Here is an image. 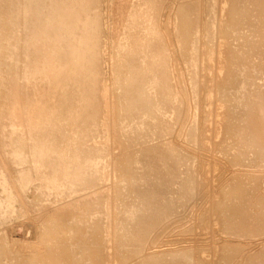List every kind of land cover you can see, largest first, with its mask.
<instances>
[{
  "label": "rangeland",
  "instance_id": "374dc122",
  "mask_svg": "<svg viewBox=\"0 0 264 264\" xmlns=\"http://www.w3.org/2000/svg\"><path fill=\"white\" fill-rule=\"evenodd\" d=\"M1 1V5H3L4 3L6 4H4L5 10L4 8H2L3 6L0 5V10L3 9L2 12L4 11V16L1 14L2 12L0 13V19L2 17L1 20H4V22L1 21L3 24L0 23V43L2 44H0V51L2 56L3 53L5 54L4 58L6 59L2 58V61H0V71H2V73L0 72V76H5L4 78L0 77V95H2L1 97H3L0 98V133L4 132L3 134L7 138L2 136L3 134H1L0 136V141L4 139L3 143H5L4 145H2L3 147L0 145V147H2L0 148V152L2 153L0 154V209L4 207L0 210V217H2L0 218V220L2 219V221H4L3 219H6V221H9H5L4 223L0 221V223L3 224H0V264L2 262V264H264V224L260 225V221L264 222V151L262 152L261 156H258V154H256L255 152V148L249 145L247 142L248 140H251L250 135H246L248 131L250 132V129H248L247 127H251L253 126V124H257L258 127L260 125L264 127V0H238L239 3L241 1V3H244V5L246 4L247 6H244L243 4L242 6L241 3L239 4L238 2V5L234 4V1L236 2L237 0H127L128 3L126 2V0H96V3H94V5L97 7H93L92 5L93 10L90 9L91 12L89 11V15L93 17L95 16L93 12H96V14H98L97 18L100 22V25L99 27H97L98 29L95 28L96 30L94 29V31L90 29V31L92 30L93 32L91 31L92 33H89L91 35L94 34L91 36L93 38L91 46L87 45L88 49L86 51L83 50L84 48L75 51L76 60L73 61L77 63H72L73 66L69 65L73 81H70L71 77H64L66 76V74H69V72H66L65 66L63 65L61 67H55V74L53 72L54 75H51L50 79L47 78L50 80L49 82H47L48 80L45 79L43 81H46V83H44L43 81L41 82L40 80V83L42 85H40L39 80H35L33 82L28 81L27 83L24 78L25 76H23L24 73H22L23 75H20L19 71L16 70L18 67V69H21V65H23L24 67V65L26 64V61L24 62V49L22 53L21 45L23 43L22 41H24L23 39H25V36L28 33V29L24 26V24H18V22L20 21H17L20 20L22 16L21 13H23L20 8V5L22 7L23 1ZM48 1L50 0H46V3H44L43 0L44 5H47V7L43 6V8L49 9L47 4ZM52 1L55 0H51V2ZM60 1L57 0V2L63 4V0ZM69 1L70 0H65V2L68 3ZM51 2H49L50 6L51 4L53 5V3H55ZM11 3V7L15 8H13L14 11L17 10L19 13L21 12L19 14L17 11H15L18 14H12L14 16L16 15V18L14 16H11V12L8 11H12L11 7H9ZM141 3L144 5V7ZM14 4H19V8ZM123 4L126 6V8H124L125 6ZM54 5L57 6L56 3ZM127 5L129 6V8ZM188 6L189 8L192 6V10L188 9ZM96 8L97 11L94 10ZM123 8L125 9V11ZM221 8L223 9L222 13ZM45 9L44 12L47 13V10ZM133 9L138 12V16H140L141 14L140 17H137L138 19L134 17L135 22L134 20L130 21V17L133 16ZM123 12H127L128 16L125 13L126 16L123 17ZM4 13H8L10 19H8L9 17L6 18V15L8 16V14L5 15ZM99 15H101V17ZM129 15L131 16L129 17ZM3 17H5V19H7L6 21L8 22L11 19L12 23L16 22L17 26L14 27L13 25V27L17 29V31L15 29H12V31L14 30L12 34L11 30H7V28L9 27L7 26L8 24ZM244 18L247 19H245L246 22ZM131 22H134V24H132L135 25L137 29H135V27H131ZM4 23L5 26L3 27ZM88 23L89 22H85L86 25ZM21 25L26 28V33L23 32L25 29L24 27L23 29H21ZM128 25L130 27H128ZM3 28L6 30H3ZM6 31L10 32L9 35L8 33H6ZM20 31H22L23 34ZM135 31L137 33L140 31L141 33L139 32L137 34ZM133 32L134 35L137 34L136 37L138 39L134 35L132 36ZM14 33L18 35L16 36L14 35ZM10 34L18 37V39L14 41L16 37H14L13 39V36L11 37ZM3 36H5L6 38H3ZM8 36L9 38H11L8 39ZM20 37H22V41L20 42L21 45H19L20 43H18L21 40ZM94 37L96 40L98 39L97 42ZM142 38L147 41L145 42V45L143 44L144 40ZM10 40L14 41H12V46H14L15 44L13 49L9 48V46L12 47V43L9 44V42H11ZM62 40H64V38H62ZM133 40L134 43L132 44ZM129 41H131L130 47H128ZM17 43L19 46L16 45ZM146 43L148 45V48L146 47ZM8 44L9 46H7ZM224 44L227 53L225 55L222 54ZM124 45H126L128 49ZM142 45H144V49H148H146V52L143 49ZM190 45L194 46L190 48ZM92 46L94 51L93 49H91ZM133 47L137 48V50L139 49L140 52L142 50V53H140V60L144 62H142L144 65L152 62L153 66L151 68H153V71L150 74H142V76L140 77L138 74V82L136 81L137 83H135L139 84L140 86L143 85L142 88L145 89L146 92H149L146 93L143 90L144 94L146 95H141L143 98H141L140 101L142 102H140L138 105L139 107H141H137L131 117L126 116L123 109L126 108V105H128L125 101L126 99L124 100V95L126 96L125 91L127 90L126 85L129 86L130 84L131 89L129 92H131V95L135 98H137V91L139 90L138 87L135 88V83L133 84L134 77L130 76V73L132 75V73H134L133 70L137 67V65L140 64V62L138 61L137 64L134 65V62L138 60H136V53H139V51L137 52L136 49L132 50L131 48ZM193 47L196 51V54H194L195 56L192 55L194 53V51L192 50ZM15 49H17L18 51ZM130 49L131 52H128L130 51ZM189 49H191V51H189ZM95 50H97L96 53ZM15 51H17L18 53ZM80 51L82 52L79 53ZM9 52H11L12 54L17 53V55L21 53L20 58L17 55L13 54L14 56H16V59L19 58L20 60H14L11 53L9 57ZM86 52L89 53L87 54ZM144 52L147 55H144ZM147 52L150 53V56H152L150 57L151 60H149L150 58H147V56H149ZM82 53L85 54L87 60L85 57H82L84 58H81L82 60L80 59V57L83 55ZM90 53L91 55H89ZM126 53L130 54L131 59ZM131 53H133V55L136 54V57L131 55ZM92 54L93 56H98L97 59L96 56L91 57ZM124 54L128 57L124 56ZM122 55L124 56L123 58ZM88 56H90L91 58ZM142 57L144 60H142ZM99 58L101 61L99 60ZM124 58H129L130 60H125ZM192 58H195V62ZM21 59H23L22 62H20ZM221 59L224 60V69L222 71L219 70L222 66ZM3 60H5L4 62L6 65L3 64ZM7 60H10L12 64ZM78 60H81L83 62H79ZM93 60L95 64L93 63L94 65H90L88 62H93ZM128 60L129 63L131 62V60H135L134 62H132V65H134V67L132 66L133 68L131 67V63L128 64L127 62H125V64L127 63L126 66L125 64H123L124 61ZM14 62H16L17 65ZM190 62L193 63L192 65L194 66H191ZM118 64H120L119 66L122 65V70H120L121 68L118 66ZM13 65L15 68H13ZM74 65L77 70H75V68H72L74 67ZM7 66L10 69H8ZM191 67L194 68L192 69ZM235 67H238L239 72L238 70L237 73L233 72V70L236 69ZM60 68L63 74L59 75ZM13 70L18 72H15ZM73 70L75 71V74H73ZM135 70H137V68ZM82 72L84 73L82 74ZM126 72H128L129 74ZM15 73L16 75L19 74L17 77V80L19 81L16 80V75H14ZM123 73H125V76ZM72 74L73 76L75 75L74 78ZM118 74H121V77L120 75L118 76ZM91 76L95 80L90 78ZM127 76H129L131 79H129V77ZM63 77L64 79H62ZM151 77L154 78L152 79ZM89 79H92L91 83L89 82ZM23 80L24 82L26 81L27 84L24 83ZM139 80H141L140 83L142 84L139 83ZM146 80L148 82L147 84ZM232 80L238 83L245 82L246 84L244 87H242L241 91L243 92L240 91L241 94L244 92L245 93L239 95V98H242H238L237 101L240 100L241 105L237 102V108H243L245 106L244 108H247L246 110H250V108H248L247 106L250 105L252 107V111L254 112L253 114H256L257 116V112H255L254 107H259L258 111L260 112L258 114L260 118L252 124L249 119L246 120V110L243 108L244 113L242 112V114V110L240 109L238 111L237 109V111L239 112L237 115L239 117H237V115L236 117L240 118L239 121L242 123L241 124L239 121L237 122V124L240 126L239 129L245 128V131L244 129L239 130V133L243 130V132L240 133L241 135H231L225 128H223L221 132H218L220 131L219 105L221 102V91L219 90H221L220 87L226 86V83H228V87L230 88ZM29 82L31 83L29 84ZM149 82L151 84L154 83V87ZM222 83L223 85L220 86ZM11 85H13L12 87H14L12 90L10 89ZM32 85L33 87L39 85L37 86L39 87V90L37 91V89L31 87ZM152 87L154 88L153 90ZM101 88H103L104 90ZM229 88L228 91L232 89V86L231 89ZM27 89L29 90V92H27ZM96 89H99L100 91H97ZM10 90L11 92H16L14 93L16 96L13 94V92H9ZM64 90H67L69 92L65 93L66 97L64 94L62 96V93L65 92ZM232 90L234 91V89ZM134 91H136L135 94L137 93V95L134 94L135 96L133 95ZM150 91H152L151 94ZM38 92L41 93L38 94ZM9 93H11V96ZM17 93H19L20 95ZM28 95L30 97H28ZM12 96L13 98L16 97L17 99L13 100ZM31 96H33L34 98H31ZM117 97H119V99ZM228 99L231 100L230 97ZM15 100H19V105L16 104L17 102L15 103ZM229 100L227 104H229ZM10 101L11 104L9 103ZM35 101H38V103H36ZM4 102H7V105H5ZM24 102L27 104L29 102L27 106L28 108H31L30 103L32 107L37 104L38 107L36 106L35 109H42V115L36 116V113L34 114L36 118L33 115L31 116V113L33 114V112L32 110L29 112L26 109L27 107L25 106ZM141 103L142 105H140ZM16 105L19 107V110H16V108H18ZM7 106H10L8 107V112ZM22 108L26 109L27 112ZM62 108H64V110ZM139 110V114L136 113ZM16 111L18 112V114L20 111H22V113L26 115H23L25 118H22L23 116H20L22 115L21 112L19 115L16 114ZM6 112L9 114H6ZM14 112L16 114L15 117H13L15 115ZM12 113L13 115H11ZM140 113H143L144 115H141ZM83 114L86 118L83 116ZM87 114L90 117H87ZM95 114L97 115L95 116ZM11 116L13 118H11ZM40 116H42L43 119ZM53 116L56 118H52ZM80 116L87 120H84ZM29 117H31L32 119L30 118V120ZM8 118L10 119L8 120ZM14 118L16 120H14ZM19 118L23 119L22 123L21 121H19ZM45 119H47L48 121ZM57 119L59 120L55 121ZM65 119L67 120L64 121ZM10 120H14L15 122L17 121L16 123H18L19 121L20 124H18L17 126L14 121L11 122ZM43 120L45 121V123H43ZM129 120H131V123L128 122ZM7 121H10L9 124ZM23 121L25 123L27 121V124L25 125ZM33 121L34 128L33 126L30 127V125H33ZM82 121L88 123L85 124ZM104 121L106 122L104 123ZM227 121L228 118L225 121L224 127ZM78 123H80L81 125ZM83 124L87 127H85ZM14 125L16 126L14 127ZM80 126L82 128H80ZM128 126H131L130 130H128ZM9 127L15 128L10 129V131L12 130L13 132L11 131L10 133L8 131ZM2 128L3 130H5L1 131ZM16 129H18L19 133ZM134 129H136L137 132ZM27 130L28 133H26ZM36 131H38V133ZM129 132L130 134H134V136L129 135ZM9 133H14L15 135L13 134L11 138L10 136H8L10 135ZM16 133L20 134V137L22 138H20ZM56 133L60 136L58 137ZM69 133H73L74 136L73 134H70L68 136ZM238 135L242 137L246 135L243 138L242 143L240 144ZM30 136L34 138H37L38 136L40 138L34 139ZM61 136L62 138H60ZM67 136L72 138H68ZM13 137H19L23 140H20L19 138H17L16 140V138L14 139ZM32 139L35 142L37 141V143L39 142V148L37 146V148H35L34 145H37V143H32ZM7 140L9 143L7 142ZM12 140L16 143L15 145H18L15 146L17 147V149L13 146L14 142ZM39 140L42 143H40ZM43 141L46 142L44 143ZM80 142L82 144H80ZM0 143L2 144V141ZM7 144H10L11 146ZM76 144L78 148H75ZM42 145L44 146L42 147L43 150L40 147ZM46 145L47 149L45 148ZM6 146L7 148H9V153H6L8 152ZM12 147L16 149L15 153H17V160L15 161L13 160L15 159L14 156H16L13 152V150L15 149L12 150ZM49 147L51 148L49 149ZM33 149L34 151H36L37 149L36 153L34 152L36 157H39L37 155H40L42 153L40 156L42 158L43 154H45L44 151L46 152L47 150L50 151V156L52 154L53 155L52 157L48 156L49 152L47 151L44 155L46 157L44 158L43 156V158L45 159V161H48L44 162V160H42L43 158H38V161L34 156V153L32 152ZM17 150H21V152L24 151L22 155L25 154V156L27 157L19 155ZM159 150L162 151L159 152ZM10 151L11 153L13 152V157H11L12 154L10 153ZM77 151H80V153H78ZM87 151L91 153L89 154ZM71 152H73L72 154H74V157L80 154V159L78 158V156L77 158L81 161V164L83 163L82 161L87 160L88 155L90 156L91 154H95V158L98 157L97 160L100 159L101 161L98 160L97 165L95 164L96 166L91 168L88 165L89 161L87 160L86 162H84L85 169H83L84 167H81L80 161L77 162L78 159L72 157V154H69ZM86 152L88 154H86ZM3 153L5 154L3 155ZM237 153H240V155L243 154V158H241L240 156L239 158L241 160L239 159V161L235 160L233 156L238 155ZM56 154L57 156H55ZM2 155H7V159ZM62 155L64 156L62 157ZM69 155H71L73 159H70ZM19 156H21L20 160H18ZM31 156L35 157L33 161V158L31 159ZM47 156L48 158H50L47 159ZM86 156L87 158H85ZM104 156L107 157L103 159ZM143 156H149L148 158L150 161L148 160V158L144 159ZM22 157H25L24 159L29 160L26 161ZM56 157H58L59 159L62 158L63 160L66 159L67 161L65 160L66 163L65 161H62V163H60L61 159L59 160L60 162H58V158L56 159ZM51 158L57 161L52 162ZM68 159H70V162ZM22 160H24V162ZM30 160L33 164L29 162ZM34 161L36 162L34 163ZM27 162H29L30 164H28ZM40 162H42V164H40ZM19 163H22L23 165H20ZM51 163L53 164V166L51 165ZM59 163L62 166L59 165ZM86 163L88 166L86 165ZM143 163L145 164L143 165ZM25 164H27L28 166ZM31 164L32 166L35 165L34 169ZM64 165H68L69 167H65ZM36 166H39L40 169L38 170V167L36 168ZM86 166L90 169L89 172L88 168L86 169ZM3 167L6 169H4ZM10 167L12 169H10ZM43 167L46 169L45 171L42 170L44 169ZM62 167L65 172H63L64 170H62ZM20 168L21 171L19 170ZM50 168H53L52 171L50 170ZM56 168H59L60 170ZM78 168L79 170H77ZM80 168H82L84 171L87 170L88 175L91 173L90 175L93 176L96 173V176L94 175L95 178L93 179L94 176L90 177V180V178H87V176H85L87 175V172L84 173L82 169L80 171ZM24 169H27L28 171H26L25 173L22 171ZM32 169L33 172L31 171ZM18 170L19 174L15 172ZM35 170H37V173ZM49 170L51 172H54L51 174ZM55 170H59L60 172L57 171L55 173ZM6 171H14V176L11 175L13 173L10 172L11 174L9 175ZM38 171L39 173L40 171L41 173L43 171L46 174L47 178L46 176L44 177L45 174L41 173L40 174L43 177H40L41 175H39ZM48 171L50 172L49 174H47ZM66 171L67 173H69L70 171H76V173H78L76 175L75 173L72 174V172H70L72 175L69 174L70 176L66 175L63 177ZM101 171L104 172L105 175ZM27 172H31L33 174H28ZM6 173L8 174V176H11L9 177V180L7 177H3L7 176ZM34 173L37 174V176H35ZM81 173H84L82 174L84 175V178L82 176H79V174L81 175ZM23 174L25 175V177ZM133 174L136 175V179L134 178L135 176H133ZM16 176L17 178H15ZM26 176H28L32 182L28 179L30 181L29 182L26 179ZM66 177H68L69 179H73L68 180V178ZM79 177L81 179H79ZM23 178L25 179V182H27L24 184V186L26 187L27 184L30 185L27 188H25L24 186L22 187L21 185V189H23L22 192V190L19 189L20 184L24 183L21 182L24 181ZM40 178H44L46 180L42 179V181H40ZM140 178H142L143 180L141 179L138 181L137 179ZM63 179H65L67 183ZM77 180L78 183L76 182ZM92 180L93 182H90ZM239 180L242 184L238 183ZM84 181H87V183H85L87 185L81 183ZM134 181L139 182V185L140 182H142L139 186L142 192L139 190V188H137V190L141 194L135 190V187L138 186L136 183L134 187ZM4 182H6V184ZM34 182L37 183L33 184ZM68 182L72 184L73 188ZM234 182H237L240 188V197L238 199H231L233 197L232 184ZM18 183L19 186L16 187ZM31 183L35 186L31 187ZM74 183L78 186H76ZM79 183L81 186L79 185ZM4 184L6 187L7 185L9 186L6 188L7 192L6 189H3L5 188ZM62 184L67 186L69 185L70 188L69 186L68 188H66L67 186L65 187ZM37 185H42L43 187H38ZM56 187L60 188L57 189ZM76 187H78L79 189L77 190ZM17 188L21 193H18L19 191L16 190ZM28 189L29 192H27ZM9 190L10 192L8 193ZM3 191L4 193L6 192L5 195L3 194ZM156 191H162L163 195H161L162 193H158V195L156 196L154 194V192ZM136 192L139 194H137ZM23 193L25 194V197L27 196L28 198H25L22 195ZM10 194H12V197H10ZM91 195H93V197ZM76 196L78 197L76 198ZM104 196V201L106 202L102 204ZM11 198L13 201V204L11 203V207L13 205V208L10 207V204L7 205V203H10ZM67 198L70 199L68 200ZM25 199H27L28 203L24 201ZM97 199H99L100 201ZM230 202H232L234 205H241L243 207L246 213L245 219L228 220L226 218L228 215V211L225 209V204ZM3 204L5 206H2ZM6 207L9 210H7ZM8 207L14 209L12 210L14 212H11L10 208ZM89 210L91 212H89ZM2 211L5 212V214H2ZM7 211H10V213L7 214L9 216L6 215ZM62 211L67 215H64ZM12 213H14V215ZM92 215L94 217H92ZM71 216L74 219H71ZM10 218H12L13 220H11ZM88 218L90 221L88 220ZM95 218L96 220H94ZM65 220L67 223L65 222ZM34 226L36 229L34 228ZM69 227L72 230H70ZM82 229H84L85 231ZM86 230L89 232H87ZM90 231L94 233L92 234L90 233ZM87 235H89L90 238L89 236L86 237ZM48 237H50L51 239H49ZM46 248L52 249L47 250ZM60 249L63 251H61ZM53 251H55L56 253ZM65 251L68 253H66ZM50 253H53L54 256L51 254L50 257ZM57 253H59L60 256L57 255ZM56 255L58 257H56ZM145 261L148 263H146Z\"/></svg>",
  "mask_w": 264,
  "mask_h": 264
},
{
  "label": "bare ground",
  "instance_id": "6f19581e",
  "mask_svg": "<svg viewBox=\"0 0 264 264\" xmlns=\"http://www.w3.org/2000/svg\"><path fill=\"white\" fill-rule=\"evenodd\" d=\"M1 1V0H0ZM23 1V2H22ZM22 1H19V2H22V7H21V5H20V8H21V11L23 12V13H21V18H20V20H17V21H20V22H18V24L20 23V24H24V26L28 29V33H27V35L25 36V39H23L24 41H22V37H20L21 38V40L18 42V41H16V42H18V43H20L21 41L23 42L22 43V45H21V43L19 44V45H21L22 46V49H21V52L23 51V49H24V58H25V60H24V62L26 61V64L24 65V67H23V65H21L22 67H21V69H16V70H18L19 71V73H20V75L22 74V73H24V75L23 76H25L24 78H25V80L27 81V83H28V81H37V80H39V83H40V80H41V82L45 79V80H48L47 82H49L50 80V77H51V75H54L55 74V67L57 66V67H61V66H65V70H66V72H69V74H66V76H64L65 78L67 77V78H70L71 77V69H70V67H69V65H71V66H73L72 65V63H77V62H75V61H73V60H76V58H75V51L76 50H78V49H82V48H84L83 50L84 51H86L88 48V46L87 45H89V46H91V44H92V35H94V34H90L89 32H91L92 30L94 31V29L95 28H97V27H99V25H100V22L98 21V14H96V12H93L94 14H95V16H96V18H95V16H90L89 15V13L91 12V10L90 9H92L93 10V8H92V5H93V7H97V6H95L94 5V3H96V0H70L69 1V3L68 2H65V0H63L62 2H63V4L61 3H59V2H57V0H55V1H52L51 2V0L50 1H48V7H49V9H45V8H43V6H46L47 7V5L45 4L44 5V3H46V0H44V3H43V0H22ZM60 1V0H59ZM68 1V0H67ZM132 1V0H131ZM137 1V0H136ZM141 1V0H140ZM242 1V0H241ZM241 1H240V3H241ZM244 1V0H243ZM247 1V0H246ZM249 1V0H248ZM251 1V0H250ZM2 2V1H1ZM5 2V1H4ZM6 2H9V1H6ZM49 2H51V3H53V2H55L56 4H57V6L56 5H54L55 3H53V5L51 4V6L49 5ZM61 2V1H60ZM65 2V3H64ZM100 2V1H99ZM126 2H127V0H126ZM146 2V1H145ZM145 2H144V4H145ZM237 2L239 3V1L237 0L236 2L234 1V4H236V5H238L237 4ZM13 3H16V2H13ZM42 3H43V5H42ZM128 3V2H127ZM239 3V4H240ZM247 3V2H246ZM250 3V2H249ZM248 3V4H249ZM2 3H0V5H1ZM4 4H6V3H4ZM1 5V6H3L2 8H4L5 7V5ZM60 4V5H59ZM97 4H98V2H97ZM135 4V3H134ZM142 4V3H141ZM244 5V3H241V5ZM8 5V4H7ZM11 5H12V3L9 5V7H11ZM14 5H16V7L19 5V4H14ZM124 5V4H123ZM129 5H130V3H129ZM136 5V4H135ZM143 5V4H142ZM242 5V6H243ZM246 5V4H245ZM244 5V6H245ZM125 6V5H124ZM128 6V5H127ZM196 6V5H195ZM247 6V5H246ZM99 7H100V5H99ZM99 7H98V9H99ZM123 7V6H122ZM143 7H144V5H143ZM192 7V6H191ZM191 7L189 8V6H188V9H191ZM6 8H7V6H6ZM13 8L14 7H11V10L12 11H14L13 10ZM18 8H19V6H18ZM124 8H126V6L124 7ZM123 8V9H124ZM128 8H129V6H128ZM131 8V7H130ZM133 8H134V6H133ZM0 9H1V7H0ZM9 9V8H8ZM15 9V8H14ZM44 9L45 10H47V13H48V10H49V13L47 14L46 12H44ZM122 9V8H121ZM193 9H194V7H193ZM222 9V8H221ZM3 10V9H2ZM2 10H0V13L2 12ZM4 10H5V8H4ZM18 10H20V9H18ZM94 10H96L97 11V8L96 9H94ZM129 10V9H128ZM134 10V9H133ZM192 10V9H191ZM210 10V9H209ZM9 12H11L10 14H11V16H14V15H12L13 13H17L18 11L17 10H15V11H17V12H12V11H10V10H8ZM90 11V12H89ZM124 11H125V9H124ZM195 11V10H194ZM197 11V10H196ZM4 12V11H3ZM3 12L1 13L2 15H3ZM209 12V11H208ZM223 12V9L221 10V13ZM19 13V12H18ZM17 13V14H18ZM19 13V14H20ZM101 13V12H100ZM124 13V12H123ZM126 14H127V12H125ZM124 13V15H123V17L124 16H126V14ZM143 13V12H142ZM5 14V13H4ZM6 14H8V13H6ZM5 14V15H6ZM128 14H129V11H128ZM128 14H127V16H128ZM1 15V16H2ZM222 15V14H221ZM224 15V14H223ZM4 16V15H3ZM16 16V15H15ZM14 16V17H15ZM100 17H101V15H99ZM131 15H129V17H130ZM140 16H141V14H140ZM140 16H138V12L137 11H135L134 10V12H133V16H131L130 17V21H133L134 20V17L135 18H137V17H140ZM244 16V15H243ZM7 17H9V14H8V16L6 15V18ZM18 17V16H17ZM4 19H5V17H3ZM13 18V17H12ZM16 18V17H15ZM196 18V17H195ZM237 18V17H236ZM240 18V17H239ZM238 18V19H239ZM247 18V17H246ZM246 18H244V20L246 19ZM1 19H2V17H1ZM0 19V23H2V22H4V20L2 21ZM8 19H10V17L8 18ZM18 19V18H17ZM100 19V18H99ZM126 19V18H125ZM132 19V20H131ZM138 19V18H137ZM241 19H242V17H241ZM7 19H5V21H6ZM127 20V19H126ZM193 20V19H192ZM196 20V19H195ZM237 20V19H236ZM240 20V19H239ZM247 20V19H246ZM246 20H245V22H246ZM2 21V22H1ZM85 22H89L87 25L85 24ZM127 22V21H126ZM134 22H135V20H134ZM134 22H131V24L133 23L134 24ZM239 22V21H238ZM244 22V23H245ZM6 23L8 24L7 26L9 27V28H7V30H11L12 31V29H15L14 27H16L17 25V23L16 22H14V23H12V19L8 22V21H6ZM128 23V22H127ZM130 23V22H129ZM243 23V22H242ZM3 24V23H2ZM1 24V25H2ZM130 24V25H131ZM132 24V26L131 27H135V25H133ZM13 25H14V27H13ZM5 26V23H4V25H3V27ZM6 26V27H7ZM24 26H22L21 25V29H23V27ZM137 26V25H136ZM237 26V25H236ZM1 27V26H0ZM24 27V28H25ZM128 27H130L129 25H128ZM141 27V26H140ZM18 28V27H17ZM26 28L24 29V33H26L25 31H26ZM139 28V27H138ZM241 28V27H240ZM1 29V28H0ZM21 29H19V30H21ZM90 29H92L91 31H90ZM98 29V28H97ZM135 29H137L136 27H135ZM134 29V30H135ZM3 30H6V29H4L3 28ZM2 30V31H3ZM16 31H17V29H15ZM96 30V29H95ZM129 30V29H128ZM139 30H141V29H139ZM146 30V29H145ZM147 30H148V28H147ZM15 31V32H16ZM92 31V32H93ZM13 32H14V30L11 32L12 34H13ZM20 32H22V31H20ZM23 32H22V34H23ZM91 32V33H92ZM126 32V31H125ZM136 32V31H135ZM140 32V31H139ZM138 32V33H139ZM5 33V32H4ZM6 33H8V35H9V33L10 32H8V31H6ZM137 33V32H136ZM137 33V34H138ZM141 33V32H140ZM196 33V32H195ZM99 34V33H98ZM102 34V33H101ZM132 34V33H131ZM137 34L136 35H134V32H133V34H132V36L134 35L135 37L137 36ZM192 34V33H191ZM11 35V34H10ZM14 35H16L15 33H14ZM18 35V34H17ZM16 35V36H17ZM21 35V34H20ZM129 35V34H128ZM1 36V35H0ZM13 35H11V37H12ZM16 36H13V39H14V37H16ZM23 36V37H24ZM131 36V35H130ZM131 36V37H132ZM5 36H3V38H4ZM10 37V38H11ZM96 37V36H95ZM95 37H94V39H95ZM127 37V36H126ZM142 37V36H141ZM6 38V37H5ZM9 38V36H8V39H10ZM62 38H64V40H62ZM124 38V37H123ZM137 38V37H136ZM140 38V37H139ZM8 39H6V40H8ZM18 39V37H16V39H14V41L15 40H17ZM127 39V38H126ZM129 39V38H128ZM138 39V38H137ZM143 40H144V38H142ZM146 39V38H145ZM1 40V39H0ZM3 40V39H2ZM96 40V39H95ZM94 40V41H95ZM98 40V39H97ZM97 40H96V42H97ZM135 40V39H134ZM134 40H133V42H132V44L134 43ZM140 40V39H139ZM142 40V41H143ZM11 42H9V44H11V46L13 45V40H10ZM13 41V42H12ZM102 41V40H101ZM191 41H192V39H191ZM190 41V42H191ZM193 41H194V39H193ZM234 41V40H233ZM3 42V41H2ZM121 42H123V41H121ZM130 42L131 41H129L128 42V44H129V46L128 47H130ZM136 42H137V40H136ZM135 42V43H136ZM140 42V41H139ZM145 42H147V41H145L144 40V45H145ZM189 42V43H190ZM18 43L16 44V45H18ZM99 43V42H98ZM142 43V42H141ZM197 43V42H196ZM1 44V43H0ZM9 44L7 45V46H9ZM139 44V43H138ZM191 44V43H190ZM192 44H195V43H192ZM2 45V44H1ZM18 45V46H19ZM102 45V44H101ZM127 45V44H126ZM126 45H124V46H126ZM135 45V44H134ZM133 45V46H134ZM144 45H142L143 46V49H144ZM14 46H15V44H14ZM14 46H12V47H10L9 46V48H11V49H13V47ZM115 46V45H114ZM117 46V45H116ZM123 46V45H122ZM137 46V45H136ZM140 46V45H139ZM148 45H147V43H146V47H147ZM192 46H194V45H192ZM191 45H190V48L192 47ZM6 47V46H5ZM132 47V46H131ZM135 47V46H134ZM131 48L132 50L133 49H136V51L138 52L139 51V53H136V54H134L133 55V53H131V55H133L134 57H136V62H134L135 60H131V67L133 66L134 67V65L135 64H137V62L139 61L140 62V64L139 65H137V70H133L134 71V73H132V75H131V73H130V76L131 77H134V79H133V84L137 81L138 82V79L137 78H139L140 76H142V74H146V73H148V74H150L152 71H153V68H151L152 66H153V64H152V62L151 63H149V64H143L144 62L143 61H141L140 60V53H142V50H141V52H140V50L138 49L137 50V48ZM138 47V46H137ZM145 47V48H146ZM3 48V47H2ZM16 48V47H15ZM90 48V47H89ZM126 48H127V46H126ZM148 48V47H147ZM146 48V49H147ZM195 48H196V46H195ZM195 48L193 47L192 48V50L194 51V53L192 54L193 56H195L194 54H196V51H195ZM19 49V50H20ZM91 49H93V46H92V48ZM96 49V48H95ZM98 49V48H97ZM119 49V48H118ZM124 49V48H123ZM128 49V48H127ZM131 49H130V51H128V52H131ZM140 49H142V48H140ZM146 49H144L145 50V52H146ZM15 50H17V49H15ZM90 50V49H89ZM100 50V49H99ZM148 50V49H147ZM10 51V50H9ZM18 51V50H17ZM17 51H15V52H17ZM93 51H94V49H93ZM120 51V50H119ZM123 51V50H122ZM189 51H191V49H189ZM192 51V52H193ZM2 52H3V50H2ZM12 52H14V51H12ZM82 51H80L79 53H81ZM97 52V50H95V53ZM101 52V51H100ZM133 52V51H132ZM144 52V53H145ZM191 52V53H192ZM10 53L11 52H9V57H10ZM18 53V52H17ZM17 53L15 54V53H13V54H15V55H17ZM84 53V52H83ZM82 53V54H83ZM87 53V52H86ZM89 53V52H88ZM87 53V54H88ZM121 53V52H120ZM124 53H125V50H124ZM148 53V52H147ZM190 53V52H189ZM12 53H11V55H13ZM21 54V53H20ZM20 54H18L17 56L20 58ZM81 54V55H82ZM98 54H100V53H98ZM127 54V53H126ZM149 54V56H147V58L149 59L150 57H152V56H150V53H148ZM221 54V53H220ZM222 54L223 55H225V54H227L226 53V50H225V44H224V46H223V50H222ZM4 53H3V56H2V54H1V51H0V61H2V58H4ZM78 55V54H77ZM84 55V56H83ZM81 57H80V59L82 58V57H85L86 58V56H85V54H83ZM89 55H91V53L89 54ZM127 55H129V57H130V59H131V56H130V54H127ZM136 55V56H135ZM144 55H147L146 53L144 54ZM8 56V55H7ZM6 56V57H7ZM23 56V55H22ZM96 56V55H95ZM95 56H93V54H92V56L91 57H95ZM120 56V55H119ZM124 56H126L125 54H124ZM123 55H122V58L124 57ZM132 56V57H133ZM190 56H191V54H190ZM79 57V56H78ZM88 57H90V56H88ZM90 57V58H91ZM97 57L98 56H96V59H97ZM126 57H128V56H126ZM8 58V57H7ZM13 58H14V60H18V59H16V56H14L13 55ZM22 58V57H21ZM101 58V57H100ZM100 58H99V60H100ZM121 58V59H122ZM146 58V59H147ZM4 59H6V58H4ZM11 59V58H10ZM82 59H84V58H82ZM81 59V60H82ZM95 59V58H94ZM120 59V60H121ZM125 60L126 59H129V58H124ZM129 59V60H130ZM133 59H135V58H133ZM193 59V58H192ZM191 59V60H192ZM20 60V59H19ZM22 60L23 59H21V61L20 62H22ZM81 60H78L79 62H83V61H81ZM86 60H87V58H86ZM89 60V59H88ZM123 60V59H122ZM121 60V61H122ZM129 60L128 61H124V63L123 64H125V62H127L128 64H130L129 63ZM142 60H144L143 59V57H142ZM149 60H151V58L149 59ZM148 60V61H149ZM194 60V62H195V58L193 59ZM5 60H3V62H4ZM7 61H9L10 62V60H7ZM101 61V60H100ZM147 61V62H148ZM221 61H222V66H221V69H219V70H223L224 69V60L223 59H221ZM12 62H13V60H12ZM18 62V61H17ZM84 62H85V60H84ZM96 62V61H95ZM123 62V61H122ZM132 62H134V65H132ZM143 62V63H142ZM146 62V61H145ZM11 63V62H10ZM14 63H16V62H14ZM90 65H94L95 63H94V60H93V62H88ZM94 63V64H93ZM119 63V62H118ZM127 63L125 64V66L127 65ZM191 63V62H190ZM3 64H5V62L3 63ZM12 64V63H11ZM21 64V63H20ZM120 64H121V62H120ZM120 64H118V66L120 65ZM193 63H191V66H194V65H192ZM6 65V64H5ZM15 65V64H14ZM14 65H13V68H15L14 67ZM16 65H17V63H16ZM15 65V66H16ZM19 65V64H18ZM76 65V64H75ZM75 65H74V67H72V68H75ZM81 65V64H80ZM9 66V65H8ZM8 66H7V68H8ZM122 66V65H121ZM121 66H119L120 68H121ZM130 66V65H129ZM1 67V66H0ZM4 67H6V66H4ZM81 67V66H80ZM132 67V68H133ZM12 68V69H13ZM119 68V69H120ZM123 68V67H122ZM122 68L120 69V70H122ZM192 69L194 68V67H191ZM236 68V67H235ZM8 69H10V68H8ZM82 69V68H81ZM127 69H128V67H127ZM126 69V70H127ZM75 70H77V68H75ZM235 70V71H234ZM233 70V72H236L237 73V70H238V72H239V69H238V67L236 68V69H234ZM9 71V70H8ZM13 71H15V70H13ZM18 71H15V72H18ZM124 71V70H123ZM131 71H132V69H131ZM1 73H2V71H0ZM7 72V71H6ZM53 72H54V74H53ZM75 71L73 70V74H75L74 73ZM125 72V71H124ZM9 73V72H8ZM57 73V72H56ZM84 72H82V74H83ZM120 73V72H119ZM126 73H128V72H126ZM236 73H234V74H236ZM60 74H63V72L61 71V68H60V71H59V75ZM73 74H72V76H73ZM124 74V76H125V73H123ZM129 74V73H128ZM138 74H139V77H138ZM156 74V73H155ZM9 75V74H8ZM12 75V74H11ZM14 75H16V73L14 74ZM18 75L19 74H17L16 75V80L18 79L17 77H18ZM120 75V77H121V74H118V76ZM6 76H7V74H6ZM75 76V75H74ZM74 76H73V78H74ZM123 76V75H122ZM156 76V75H155ZM0 77H2V78H4L3 76H0ZM64 77L62 78V79H64ZM88 77V76H87ZM127 77H129V76H127ZM10 78H12V77H10ZM21 78V77H20ZM23 78V79H24ZM47 78H49V79H47ZM90 78H92V76L90 77ZM152 79L154 78V77H151ZM71 80L70 81H73L72 80V77L70 78ZM92 79H94V78H92ZM91 79V80H92ZM127 79V78H126ZM129 79H131L130 77H129ZM137 79V80H136ZM141 79H142V77H141ZM156 79V78H155ZM154 79V80H155ZM3 80V79H2ZM22 80V79H21ZM66 80H68V79H66ZM90 80V79H89ZM91 80L89 81L90 83H91ZM95 80V79H94ZM119 80V79H118ZM128 80V79H127ZM151 80V79H150ZM11 81V80H10ZM17 81H19V80H17ZM16 81V82H17ZM26 81L24 82V80H23V82L24 83H26ZM86 81V80H85ZM88 81V80H87ZM120 81V80H119ZM126 81V80H125ZM140 81L141 80H139V83H140ZM15 82V81H14ZM21 82V81H20ZM44 82V81H43ZM94 82V81H93ZM92 82V83H93ZM118 82V81H117ZM136 82V83H137ZM157 82V81H156ZM13 83V82H12ZM11 83V84H12ZM24 83H22V84H24ZM26 83V84H27ZM31 82H29V84H30ZM37 83V82H36ZM38 83V84H39ZM44 83H46V81L44 82ZM43 83V84H44ZM71 83V82H70ZM74 83V82H73ZM135 83V85H136V87L135 88H139V90L137 91L138 92V96H137V98H135V97H133L131 94V92H129L130 91V89H131V87H130V84H129V86L128 85H126V89L128 90H126L125 92V94H126V96L124 95V100L126 101V103L128 104V105H126V108H124L123 109V111H124V113H125V115L126 116H131L132 117V115L134 114V111L137 109V107H139L138 105H139V103L140 102H142V101H140V99L141 98H143L141 95H146V94H144V91L146 92V90L145 89H143L142 88V86H140L139 84H136ZM148 82H147V80H146V84H147ZM150 83V82H149ZM154 83H155V81H154ZM153 83V84H154ZM226 83V82H225ZM20 84V83H19ZM33 84V83H32ZM88 84V83H87ZM140 84H142V83H140ZM145 84V83H144ZM151 84V83H150ZM153 84H151L153 87H154V85ZM227 85L226 86H223V87H220L221 88V90H219V91H221L220 92V95H221V102H220V127H219V130L220 131H218V132H221V130L223 129V128H225V129H227V132H229L231 135H237V134H240L241 132H243V130L239 133V130L240 129H244V131H245V128H240L239 129V125L237 124V122L240 120V118H237V117H239L237 114L239 113L238 111L241 109L242 111H241V113L243 112L244 113V111H243V108L245 107L244 105V107L243 108H237V102H238V104H240L241 105V101L240 100H238L237 101V99L239 98V95L241 94L240 93V91L242 90V87H244L246 84H245V82H241V83H238V82H235L234 80H232V83H231V86H232V89H234V91L231 89V86H230V88L228 87V83H226ZM241 84V85H240ZM5 85V84H4ZM13 85H15V84H13ZM13 85H11V90L14 88V87H12ZM17 85V84H16ZM40 85H42L41 83H40ZM74 85V84H73ZM132 85V84H131ZM223 85V83L220 85V86H222ZM225 85V84H224ZM8 86V85H7ZM6 86V87H7ZM24 86V85H23ZM23 86H22V88H23ZM37 86H39V85H36V87ZM45 86V85H44ZM93 86V85H92ZM128 86V87H127ZM147 86V85H146ZM3 87V86H2ZM16 87V86H15ZM25 87V86H24ZM31 87H33V85L31 86ZM33 87V88H35V89H37V91L39 90L38 88L39 87ZM64 87V86H63ZM62 87V88H63ZM66 87V86H65ZM134 87V86H133ZM148 87H149V84H148ZM152 87V90L154 89ZM29 88V87H28ZM94 88V87H93ZM145 88V87H144ZM151 88V87H150ZM150 88H148V89H150ZM228 88L229 89H231V90H229L228 91ZM236 88H237V90H236ZM25 89V88H24ZM66 89V88H65ZM101 89H103V88H101ZM133 89V88H132ZM6 90V89H5ZM11 90L9 91V92H11ZM15 90V89H14ZM34 90V89H33ZM97 90V89H96ZM99 90V89H98ZM97 90V91H98ZM104 90V89H103ZM136 90V89H135ZM144 90V91H143ZM238 90H239V92H238ZM3 91V90H2ZM16 91V90H15ZM24 91V90H23ZM31 91V90H30ZM35 91V90H34ZM42 91H43V89H42ZM65 91V90H64ZM96 91V92H97ZM100 91V90H99ZM102 91V90H101ZM148 91V90H147ZM232 91V92H231ZM236 91V92H235ZM13 92V91H12ZM11 92V93H12ZM21 92V91H20ZM26 92V91H25ZM27 92H29V90L27 89ZM46 92V91H45ZM66 92H68L67 90L64 92V93H62V96H63V94L65 95V93ZM122 92V91H121ZM135 92L136 91H134V93H133V95L135 94ZM149 92V91H148ZM148 92H146V93H148ZM151 92L152 91H150V94H151ZM241 92H243V91H241ZM3 93V92H2ZM11 93H9L10 94V96H11ZM14 93H16V92H13V94ZM34 93V92H33ZM41 93V92H40ZM39 92H38V94H40ZM69 93V92H68ZM67 93V94H68ZM99 93H101V92H99ZM104 93V92H103ZM245 93V92H244ZM244 93H242V94H244ZM17 94H19V93H17ZM32 94V93H31ZM71 94V93H70ZM70 94H69V96H70ZM241 94V95H242ZM4 95V94H3ZM15 95V94H14ZM20 95V94H19ZM35 95H36V93H35ZM44 95V94H43ZM103 95V94H102ZM135 95H137V93L135 94ZM134 95V96H135ZM2 95H0V98H3V97H1ZM16 96V95H15ZM14 96V97H15ZM24 96H26V95H24ZM34 96V95H33ZM33 96H31V98L33 97ZM47 96V95H46ZM68 96V95H67ZM74 96V95H73ZM72 96V97H73ZM101 96V95H100ZM18 97V96H17ZM28 97H30L29 95H28ZM65 97H66V95H65ZM71 97V98H72ZM102 97V96H101ZM230 97V99L231 100H229L228 98ZM6 98V97H5ZM5 98H4V100H5ZM9 98V97H8ZM7 98V99H8ZM12 98H13V96H12ZM11 98V99H12ZM34 98V97H33ZM41 98H45V97H41ZM70 98V99H71ZM118 99H119V97H117ZM147 98V97H146ZM240 98H242V97H240ZM239 98V99H240ZM14 99H17L16 97L15 98H13V100ZM28 99V98H27ZM26 99V100H27ZM69 99V98H68ZM101 99V98H100ZM99 99V100H100ZM121 99V98H120ZM36 100V99H35ZM39 100H40V97H39ZM228 100H229V104H227V102H228ZM236 100V101H235ZM243 100V99H242ZM9 101V100H8ZM12 101V100H11ZM11 101L9 102L10 104H11ZM19 101V100H18ZM18 101L17 100H15V103L16 104H18ZM31 101V100H30ZM34 101V100H33ZM66 101H67V99H66ZM121 101V100H120ZM240 101V102H239ZM36 103H38V101H35ZM69 102H70V100H69ZM72 102V101H71ZM143 102H144V100H143ZM5 103V102H4ZM7 103V102H6ZM5 103V105H7ZM9 103H8V105H9ZM13 103V102H12ZM93 103V102H92ZM125 103V102H124ZM145 103H146V101H145ZM242 103H243V101H242ZM14 104V103H13ZM24 104H25V106L27 107L28 106V104H29V102H28V104L27 103H25L24 102ZM27 104V105H26ZM65 104V103H64ZM70 104V103H69ZM19 105V104H18ZM39 105V104H38ZM72 105V104H71ZM140 105H142V103L140 104ZM147 105V104H146ZM145 105V106H146ZM148 105H149V103H148ZM239 105V106H240ZM11 106V105H10ZM10 106H7V112H8V107H10ZM13 106V105H12ZM17 106V105H16ZM16 106H14V107H16ZM37 106V104H35V106L34 107H32L31 106V103H30V107L31 108H26L29 112L32 110V112H33V114L31 113V116L33 115L34 117H35V115L34 114H36V116H39V115H42V109H39V108H36L35 109V107ZM68 106V105H67ZM123 106V105H122ZM143 106H144V103H143ZM248 106V108H250V110H246L245 108V110H246V113H245V116H246V120H248L249 119V121L253 124L255 121H257L260 117H259V111H258V108L259 107H254L255 108V112H257V116H256V114H253L254 112L252 111V107L250 106V105H247ZM18 107V106H17ZM38 107V106H37ZM70 107V106H69ZM72 107V106H71ZM106 107V106H105ZM125 107V106H124ZM128 107V108H127ZM141 107V106H140ZM139 107V108H140ZM150 107V106H149ZM3 108V107H2ZM13 108V107H12ZM66 108H68V107H66ZM73 108V107H72ZM257 108V109H256ZM14 109V108H13ZM12 109V110H13ZM19 110V107L18 108H16V110ZM23 110H25L26 111V109H24V108H22ZM59 109V108H58ZM63 110H64V108H62ZM69 109H71V108H69ZM146 109V108H145ZM237 109H238V111H237ZM10 110H11V108H10ZM10 110H9V113H10ZM103 110V109H102ZM107 110V109H106ZM105 110V111H106ZM5 111V110H4ZM15 111V110H14ZM61 111V110H60ZM70 111V110H69ZM260 111H261V109H260ZM6 112V114H9V113H7ZM13 112V111H12ZM17 112V111H16ZM21 112V114L22 115H20L21 117L24 115V113H22V111H20ZM20 112H19V114H20ZM27 112V111H26ZM139 112H140V110L138 111V112H136V113H138L139 114ZM142 112V111H141ZM145 112V111H144ZM143 112V113H144ZM237 112V113H236ZM90 113V112H89ZM88 113V114H89ZM93 113V112H92ZM100 113V112H99ZM103 113V112H102ZM142 113V114H143ZM228 113H229V115H228ZM242 113V114H243ZM14 114H15V112H14ZM16 114H18V112L16 113ZM16 114L13 116V117H15L16 116ZM18 114V115H19ZM80 114V113H79ZM85 114V113H84ZM84 114H83V116H84ZM88 114H87V117H90V116H88ZM141 114V113H140ZM141 114V115H142ZM254 115V118H253V115ZM2 115V114H1ZM11 115H13V113L11 114ZM17 115V116H18ZM52 115H53V113H52ZM51 115V116H52ZM55 115V114H54ZM61 115V114H60ZM82 115V114H81ZM97 114H95V116H96ZM99 115V114H98ZM136 115V114H135ZM144 115V114H143ZM236 115H237V117H236ZM6 116H8V115H6ZM24 116H26V115H24ZM22 117V118H25V117ZM28 116H29V114H28ZM47 116V115H46ZM45 116V117H46ZM50 116V117H51ZM101 116H102V114H101ZM248 116V117H247ZM10 117V116H9ZM12 116H11V118H13ZM40 117H42V116H40ZM39 117V118H40ZM60 117V116H59ZM58 117V118H59ZM67 117V116H66ZM72 117V116H71ZM70 117V118H71ZM77 117V116H76ZM80 117H82V116H80ZM85 117V116H84ZM98 117V116H97ZM146 117V116H145ZM251 117V118H250ZM18 118V117H17ZM31 117H29V119H30ZM36 118V117H35ZM52 118H56V117H52ZM61 118V117H60ZM68 118V117H67ZM83 118V117H82ZM82 118H80V119H82ZM86 118V117H85ZM85 118H83L84 120H87V119H85ZM94 118V117H93ZM96 118V117H95ZM99 118V117H98ZM128 118V117H127ZM126 118V119H127ZM130 118V117H129ZM137 118V117H136ZM227 118H228V121H227V123H226V125H225V127H224V124H225V121L227 120ZM261 118H262V115H261ZM10 118H8V120H9ZM20 119V120H19ZM18 120L19 121H21V123H22V120L23 119H21V118H19ZM28 119V118H27ZM26 119V120H27ZM28 119V120H29ZM32 119V118H31ZM30 119V120H31ZM38 119V118H37ZM41 119V118H40ZM42 119H43V117H42ZM73 119V118H72ZM71 119V120H72ZM89 119V118H88ZM125 119V118H124ZM135 119V118H134ZM14 120H16L15 118H14ZM14 120H10L11 122H13ZM45 120H47V119H45ZM59 119H57V120H55V121H58ZM61 120H63V119H61ZM67 119H65L64 121H66ZM90 120H92V119H90ZM94 120V119H93ZM98 120V119H97ZM141 120V119H140ZM139 120V121H140ZM232 120V121H231ZM9 121V122H10ZM18 121V123H16L15 121V123L17 124V126H18V124H20V122ZM37 121V120H36ZM48 121V120H47ZM54 121V120H53ZM89 121V120H88ZM102 121V120H101ZM125 121V120H124ZM123 121V122H124ZM131 120H129L128 122H130ZM231 121V122H230ZM241 121H242V119H241ZM5 122V121H4ZM8 122V121H7ZM6 122V123H7ZM9 122H8V124H9ZM24 122V121H23ZM39 122V121H38ZM70 122V121H69ZM78 122V121H77ZM82 122H84V121H82ZM96 122V121H95ZM99 122V121H98ZM106 121H104V123H105ZM127 122V121H126ZM240 122V121H239ZM25 123V122H24ZM28 123H29V121H28ZM37 123V122H36ZM35 123V124H36ZM43 123H45V121L43 120ZM81 123V122H80ZM80 123H78V124H80ZM85 123V122H84ZM88 122H86L85 124H87ZM92 123H93V121H92ZM103 123V124H104ZM131 123V122H130ZM139 123V122H138ZM241 123V122H240ZM239 123V124H240ZM7 124V125H8ZM14 124V123H13ZM27 124V121H26V123H25V125ZM31 124H32V122H31ZM41 124V123H40ZM39 124V125H40ZM53 124V123H52ZM54 124H55V122H54ZM58 124V123H57ZM73 124V123H72ZM76 124V123H75ZM78 124H77V126H78ZM97 124V123H96ZM122 124V123H121ZM136 124V123H135ZM242 124V123H241ZM240 124V125H241ZM3 125V124H2ZM23 125V124H22ZM37 125V124H36ZM45 125V124H44ZM43 125V126H44ZM81 125V124H80ZM84 125V124H83ZM89 125V124H88ZM93 125V124H92ZM128 125H130V124H128ZM134 125V124H133ZM4 126V125H3ZM16 125H14V127H15ZM28 126H29V124H28ZM33 126V128H34V121H33V125H30V127H32ZM41 126V125H40ZM74 126V125H73ZM85 127H87L86 125H84ZM83 126V127H84ZM97 126V125H96ZM138 126H140V125H138ZM142 126V125H141ZM2 127V126H1ZM13 127V128H14ZM20 127V126H19ZM48 127V126H47ZM50 127V126H49ZM58 127V126H57ZM61 127V126H60ZM129 127V129L128 130H130V128H131V126H128ZM133 127V126H132ZM143 127V126H142ZM243 127V126H242ZM4 128V127H3ZM3 128L1 129V131L3 130ZM8 128V127H7ZM12 128V127H11ZM10 127H9V132L11 133V131H10V129H11ZM12 128V129H13ZM40 128V127H39ZM74 128V127H73ZM80 128H82L81 126H80ZM89 128V127H88ZM97 128V127H96ZM95 128V129H96ZM100 128V127H99ZM98 128V129H99ZM108 128V127H107ZM123 128V127H122ZM137 128H139V127H137ZM141 128V127H140ZM248 129H250V132L248 131L247 132V134L246 135H250V137H251V140H248L247 142H248V144L249 145H251V146H253L254 148H255V152H256V154H258V156H261V154H262V152L264 151V127H262V125H260L259 127L257 126V124H253V126H251V127H247ZM246 128V129H247ZM15 129V128H14ZM21 129V128H20ZM41 129V128H40ZM62 129V128H61ZM85 129V128H84ZM101 129V128H100ZM126 129V128H125ZM133 129V128H132ZM218 129V128H217ZM5 130V129H4ZM3 130V131H4ZM17 130V132H18V129H16ZM24 130H25V128H24ZM66 130V129H65ZM71 130H74V129H71ZM121 130V129H120ZM135 131H136V129H134ZM30 131V130H29ZM47 131V130H46ZM50 131V130H49ZM83 131V130H82ZM133 131V130H132ZM13 132V131H12ZM14 132H15V130H14ZM32 132V131H31ZM31 132H29V133H31ZM37 133H38V131H36ZM44 132V131H43ZM80 132V131H79ZM96 132V131H95ZM124 132V131H123ZM126 132V131H125ZM137 132V131H136ZM143 132V131H142ZM4 133V132H3ZM3 133H0V136H1V134H3ZM9 133V134H10ZM19 133V132H18ZM18 133H16L19 137H20V134H18ZM26 133H28V130H27V132ZM33 133V132H32ZM46 133H48V132H46ZM59 133V132H58ZM77 133V132H76ZM14 133H12V134H10V135H8V136H10L11 138H12V135H13ZM24 134V133H23ZM34 134V133H33ZM42 134V133H41ZM57 134V133H56ZM64 134H66V133H64ZM72 135L73 133H69L68 134V136L69 135ZM81 134V133H80ZM88 134H89V132H88ZM123 134H125V133H123ZM138 134V133H137ZM143 134V133H142ZM141 134V135H142ZM15 135V134H14ZM16 135V136H17ZM27 135V134H26ZM35 135V134H34ZM39 135V134H38ZM47 135V134H46ZM55 135V134H54ZM58 135V134H57ZM61 135H63V134H61ZM121 135V134H120ZM129 135H133L134 136V134H130V132H129ZM139 135V134H138ZM241 135V134H240ZM245 135V136H246ZM2 136H4V134L2 135ZM36 136V135H35ZM51 136V135H50ZM53 136V135H52ZM60 135H58V137H59ZM67 136V137H68ZM73 136H74V134H73ZM85 136V135H84ZM90 136V135H89ZM124 136V135H123ZM239 136V135H238ZM245 136H239V144L240 143H242V140H243V138L245 137ZM4 137H6V136H4ZM4 137H2V138H4ZM9 137V138H10ZM19 137H15L16 138V140H17V138H19ZM23 137H25V136H23ZM30 137H32V136H30ZM29 137V138H30ZM64 137H65V135H64ZM79 137V136H78ZM99 137V136H98ZM122 137V136H121ZM1 138V139H2ZM7 138V137H6ZM14 138V137H13ZM14 138V139H15ZM20 138H22V137H20ZM19 138V139H20ZM32 138H34V137H32ZM37 138H40V137H38L37 136ZM37 138H34V139H37ZM44 138V137H43ZM47 138V137H46ZM60 138H62V136L60 137ZM68 138H72V137H68ZM89 138V137H88ZM128 138V137H127ZM230 138H232V137H230ZM18 139V140H19ZM27 139H28V137H27ZM31 139V138H30ZM56 139H57V136H56ZM74 139V138H73ZM72 139V140H73ZM129 139V138H128ZM127 139V140H128ZM4 139H2L1 141H2V144L0 143V145L2 146V145H4L5 143H3L4 141H3ZM11 140V139H10ZM20 140H23V139H20ZM26 140V139H25ZM51 140V139H50ZM61 140V139H60ZM63 140V139H62ZM91 140V139H90ZM0 141V142H1ZM6 141V140H5ZM13 141V140H12ZM30 141V140H29ZM29 141H28V143H29ZM40 141V140H39ZM48 141V140H47ZM69 141V140H68ZM80 141H82V140H80ZM7 142H8V140H7ZM14 142V141H13ZM17 142V141H16ZM20 142H22V141H20ZM37 143V141L35 142V141H33V139H32V143ZM44 142V141H43ZM46 142V141H45ZM44 142V143H45ZM85 142V141H84ZM105 142V141H104ZM9 143V142H8ZM10 143H12V142H10ZM39 143V142H38ZM38 143H37V145H34L35 146V148H37L38 147ZM40 143H42L41 141H40ZM64 143H65V141H64ZM87 143V142H86ZM86 143H84V144H86ZM16 143L14 142V144H13V146L15 147V146H18V145H15ZM18 144H19V142H18ZM20 144H22V143H20ZM27 144V143H26ZM62 144V143H61ZM73 144V143H72ZM80 144H82L81 142H80ZM100 144V143H99ZM7 145H10V144H7ZM44 145V144H43ZM40 146L41 147V149H42V147H44V146ZM55 145H56V143H55ZM11 146V145H10ZM20 146V145H19ZM21 146H24V145H21ZM32 146V145H31ZM37 146V147H36ZM48 146H50V145H48ZM53 146V145H52ZM67 146V145H66ZM71 146V145H70ZM74 146V145H73ZM83 146V145H82ZM3 147V146H2ZM2 147H0V148H2ZM33 147V146H32ZM32 147H31V150H32ZM47 147V145L45 146V148ZM58 147V146H57ZM60 147H62V146H60ZM72 147V146H71ZM6 148H7V146H6ZM6 148H3V149H6ZM16 149H17V147H15ZM15 148H13L12 147V150L13 149H15ZM23 148V147H22ZM27 148V147H26ZM34 148V147H33ZM39 148V147H38ZM45 148H44V150H45ZM51 147H49V149H50ZM68 148V147H67ZM75 148H78L77 147V144H76V147ZM102 148V147H101ZM9 148H7V151L8 152H6V153H9V150H8ZM11 149V148H10ZM16 149L15 150H13V152L15 153V151H16ZM19 149V148H18ZM21 149V148H20ZM29 149V148H28ZM47 149V148H46ZM55 149V148H54ZM58 149V148H57ZM64 149H65V147H64ZM2 150V149H1ZM11 150V151H12ZM43 150V149H42ZM42 150H41V152H42ZM59 150V149H58ZM62 150V149H61ZM73 150H74V148H73ZM85 150V149H84ZM84 150H83V152H84ZM238 150H240V149H238ZM241 150H243V149H241ZM3 151V150H2ZM11 151H10V153H11ZM18 151V150H17ZM19 151H20V153H19ZM18 151V154L19 155H22V153L24 152H21V150H19ZM36 151H37V149H36ZM36 151H34V149H33V153L35 152L36 153ZM48 151V150H47ZM46 151V152H47ZM52 151V150H51ZM65 151V150H64ZM160 151H162V150H159V152ZM5 152V151H4ZM12 152V153H13ZM30 152V151H29ZM31 152V153H32ZM40 152V151H39ZM46 152L44 151V153L46 154ZM49 152V155H48V153H47V155L48 156H50V151H48ZM78 152V151H77ZM88 152V151H87ZM86 152V154H88ZM142 152V151H141ZM156 152V151H155ZM241 152V151H240ZM11 153V154H12ZM32 153V154H33ZM35 153H34V156H35ZM53 153V152H52ZM58 153V152H57ZM73 152H71V153H69V154H72ZM78 153H80V151L78 152ZM91 153V152H90ZM89 153V154H90ZM242 153H244V152H242ZM0 154H2L1 152H0ZM5 153H3V155H4ZM17 153H15V155H16ZM39 154V153H38ZM42 154V153H41ZM41 154L40 155H37V156H39V157H36L37 158V160H38V158L39 159H42L43 158V156L45 155V154H43V156H42V158L40 157L41 156ZM64 154V153H63ZM76 154V153H75ZM81 154H83V153H81ZM85 154V153H84ZM147 154V153H146ZM238 155H233L234 156V159L235 160H238L239 161V157L241 156V158H243L242 157V155H240V153H237ZM2 155V156H3ZM13 155L14 154H12L11 155V157H13ZM31 155V154H30ZM30 155H29V157H30ZM53 155V154H52ZM52 155L50 156V157H52ZM59 155V154H58ZM67 155V154H66ZM74 154H72V157H74L73 156ZM80 155V154H79ZM79 155H77L78 156V158L80 159V156ZM95 155V154H94ZM93 154H91L90 156L88 155V158H87V156L85 157V158H87V160L89 161V166L91 167V168H93L94 166H96L97 165V161L98 160H100V159H98L97 160V158H95V156H94ZM144 155V154H143ZM148 155H149V153H148ZM159 155H160V153H159ZM158 155V156H159ZM7 155H5V156H3L4 158L6 157ZM9 156V155H8ZM22 156H25V154L24 155H22ZM48 156H47V159H49L48 158ZM55 156H57V154L55 155ZM60 156V155H59ZM64 155H62V157H63ZM68 156V155H67ZM77 156L76 157H74V158H77ZM94 156V157H93ZM97 156V155H96ZM99 156V155H98ZM146 156V155H145ZM151 156V155H150ZM157 156V157H158ZM2 157V158H3ZM10 157V156H9ZM20 157L21 156H19L18 158V160H20ZM25 157H27V156H25ZM24 157V158H25ZM35 157H32L31 156V159H32V161L35 159ZM46 156H44V158H45ZM61 157V156H60ZM69 157H70V159L72 158L71 157V155H69ZM103 157V156H102ZM105 157H107V156H104V158L103 159H105ZM144 157V156H143ZM149 157V156H148ZM148 157H144V159H146V158H148ZM152 157V156H151ZM155 157V156H154ZM153 157V158H154ZM0 158H1V155H0ZM14 158L15 159H13L14 161L15 160H17V155L16 156H14ZM23 158V157H22ZM23 158V159H24ZM42 159V160H44V162H47L48 160H46L45 161V159ZM58 157H56V159H57ZM68 158V157H67ZM77 158V159H78ZM101 158V157H100ZM6 159H7V157H6ZM5 159V160H6ZM12 159V158H11ZM52 159V158H51ZM55 159V158H54ZM61 159V160H60ZM58 158L57 160H58V162H60V163H62V161L64 162L65 160H63L62 158ZM70 159H68L69 160V162H70ZM73 159V158H72ZM77 160V162L78 161H80V160ZM1 160V159H0ZM12 160V161H13ZM24 160H26V159H24ZM24 160H22L23 162H24ZM29 160V159H28ZM28 160H26V161H28ZM36 160V161H37ZM57 160H51L52 162L54 161H57ZM60 160V161H59ZM87 160H83L82 162V164H81V161H80V165H81V167H84L83 169H85V163L84 162H86ZM138 160V159H137ZM148 160H149V158H148ZM152 160V159H151ZM241 160V159H240ZM242 160H244V159H242ZM2 161H3V159H2ZM8 161H9V159H8ZM22 161H20V162H22ZM26 161H25V163H26ZM36 161H34V163L36 162ZM39 161V160H38ZM50 161V160H49ZM67 161V160H66ZM66 161H65V163H66ZM101 161V160H100ZM107 161V160H106ZM139 161V160H138ZM150 161V160H149ZM5 162V161H4ZM4 162H3V164H4ZM18 162V161H17ZM30 163H32L31 162V160L29 161ZM29 162H27L28 164H30ZM44 162H43V165H44ZM105 162V161H104ZM39 163V162H38ZM50 163V162H49ZM59 163V165H61ZM72 163V162H71ZM70 163V164H71ZM74 163V162H73ZM103 163V162H102ZM107 163V162H106ZM136 163V162H135ZM146 163V162H145ZM145 163H143V165L145 164ZM149 163V162H148ZM151 163V162H150ZM8 164V163H7ZM20 165L22 164V163H19ZM33 164V163H32ZM32 164H31V166H32ZM40 164H42V162H40ZM47 164V163H46ZM55 164V163H54ZM57 164V163H56ZM77 164V163H76ZM75 164V165H76ZM96 164V165H95ZM101 164V163H100ZM152 164V163H151ZM19 165V166H20ZM23 165V164H22ZM25 165H27V164H25ZM24 165V166H25ZM48 165V164H47ZM51 165L53 166V164L51 163ZM69 165V164H68ZM68 165H64L65 167H67ZM73 165V164H72ZM79 165V166H80ZM82 165H84V166H82ZM86 165H87V163H86ZM87 165V166H88ZM108 165V164H107ZM24 166H22V167H24ZM28 166V165H27ZM35 166V165H34ZM34 166H32L33 167V169H34ZM46 166V165H45ZM44 166V167H45ZM51 166V167H52ZM62 166V165H61ZM60 166V167H61ZM70 166V165H69ZM68 166V167H69ZM86 166V169L88 168ZM104 166V165H103ZM149 166V165H148ZM151 166V165H150ZM12 167V166H11ZM10 167V169H12ZM31 167V168H32ZM38 167V170L40 169L39 168V166H36V168ZM40 167H41V165H40ZM43 167V168H44ZM4 168V167H3ZM8 168H9V166H8ZM15 168H17V167H15ZM19 168V167H18ZM26 168V167H25ZM46 168H48V167H46ZM77 168V167H76ZM97 168H98V166H97ZM97 168H95V169H97ZM102 168H104V167H102ZM107 168V167H106ZM4 169H6V168H4ZM28 169V168H27ZM22 170L23 172H25L26 173V171H28V170ZM33 169L31 170L32 172H33ZM53 169V168H52ZM52 169L50 168V170L52 171ZM54 169H55V167H54ZM56 169H59V168H56ZM70 169H73V168H70ZM81 169L82 168H80V171H81ZM82 169V170H83ZM1 170V169H0ZM15 170V169H14ZM20 171H21V168L19 169ZM19 170L18 171H15V172H17L18 174H19ZM43 171H45L46 169L44 168V169H42ZM48 170V169H47ZM49 170V171H50ZM60 170V169H59ZM59 170H57V171H59ZM62 170H64L63 169V167H62ZM68 170V169H67ZM77 170H79V168L77 169ZM89 168H88V172H89ZM93 170V169H92ZM36 171V173H37V170H35ZM34 171V172H35ZM42 171V173H41V171H40V173L41 174H45L44 172ZM48 171V173L47 174H49L50 172ZM56 170H55V173L57 172ZM69 171V170H68ZM84 171V170H83ZM6 172H8V171H6ZM11 172V171H10ZM8 172V174L10 175L11 173H13V172ZM22 172V173H23ZM54 172V171H53ZM53 172H51V174L53 173ZM60 172V171H59ZM63 172H65V170L63 171ZM70 172H72V174L73 173H75L76 175H77V173H76V171L75 172H73V171H70ZM67 173V171H66V173H64L65 175H63V177L64 176H66V175H68V176H70V175H72L71 173ZM85 172H87V170H85L84 171V173ZM88 172L86 173L87 175H85V176H87V178H90V177H93L92 175H88ZM91 172H93V171H91ZM102 172V171H101ZM138 172V171H137ZM136 172V173H137ZM24 173V174H25ZM28 174H30L31 172H27ZM38 173H39V171H38ZM39 173V175H41ZM84 173H81V175L79 174V176L81 177H83L84 178V175H82V174H84ZM102 173H104V172H102ZM135 173V174H136ZM3 174H4V172H3ZM7 174V173H6ZM8 174H7V176H3L4 178L5 177H7L8 178V180H9V177H11V176H8ZM16 174V173H15ZM23 174V175H24ZM31 174H33V173H31ZM35 174V173H34ZM70 174V175H69ZM106 174H108V173H106ZM12 176H14V173L13 174H11ZM56 175V174H55ZM61 175V174H60ZM75 175V176H76ZM104 175H105V173H104ZM29 176V175H28ZM28 176H26L27 178V180L29 179V177ZM31 176V175H30ZM35 176H37V174H35ZM46 176V174L44 175V177ZM58 176V175H57ZM96 176V175H95ZM95 176L93 177V179L95 178ZM108 176V175H107ZM133 176H135L134 178L136 179V175H134L133 174ZM24 177H25V175H24ZM32 177V176H31ZM40 177H43L42 175L40 176ZM77 177V176H76ZM79 177V179H81ZM13 178V177H12ZM15 178H17V176L15 177ZM33 178H34V176H33ZM46 178H47V176H46ZM59 178V177H58ZM66 178H68V177H66ZM72 178V177H71ZM86 178V177H85ZM133 178V179H134ZM1 179V178H0ZM36 179V178H35ZM34 179V180H35ZM38 179V178H37ZM42 179L43 180H46V179H44V178H40L39 180L40 181H42ZM62 179V178H61ZM73 179V178H72ZM72 179H69L68 178V180H72ZM78 179V178H77ZM78 179V180H79ZM134 179V180H135ZM142 178H140V179H137L138 181L139 180H141ZM14 180V179H13ZM23 180L24 181H21L23 184H20V189L19 190H22V192H23V189H21L23 186H24V184L25 183H27V182H25V179L23 178ZM30 180V179H29ZM28 180V181H29ZM63 180H65V179H63ZM67 180V181H68ZM78 180L76 181L77 183H78ZM83 180V179H82ZM81 180V181H82ZM86 180V179H85ZM90 180H91V178H90ZM136 180V181H137ZM143 180V179H142ZM17 181V180H16ZM31 181V180H30ZM29 181V182H30ZM59 181V180H58ZM87 181H88V179H87ZM87 181H84V182H81V183H84V185H87V184H85V183H87ZM3 182V181H2ZM21 182H19V183H21ZM32 182V181H31ZM63 182V181H62ZM65 182H66V180H65ZM71 182V181H70ZM70 182H68V183H70ZM74 182H75V180H74ZM80 182V181H79ZM90 182H93V180L92 181H90ZM132 182V181H131ZM135 182V181H134ZM5 184H6V182H4ZM19 183H18V185L16 186V187H18L19 186ZM37 183V182H36ZM35 182L33 183V184H36ZM67 183V182H66ZM72 183V182H71ZM70 183V186L72 187V184ZM136 183H137V186L138 187H135V185H136ZM141 183L142 182H140V185H141ZM238 183L239 184H242L241 183V181L239 180L238 181ZM237 182H234L233 184H232V198L231 199H238L239 197H240V188H239V184H238ZM5 184H4V186H5ZM32 183H31V187H33V186H35V185H33ZM75 184V183H74ZM14 185V184H13ZM21 185H22V187H21ZM29 185L30 184H27V186L25 187V188H27V187H29ZM57 185V184H56ZM59 185V184H58ZM63 185V184H62ZM76 185V184H75ZM79 185H80V183H79ZM84 185H82V186H84ZM139 182H135L134 183V187H135V190L137 191V192H139L138 190H137V188H139ZM38 186V185H37ZM37 186H36V188H37ZM40 186V185H39ZM38 186V187H39ZM61 186V185H60ZM63 186H67V185H63ZM62 186V187H63ZM69 186V185H68ZM68 186L66 187V188H68ZM70 186H69V188H70ZM76 186H78V185H76ZM81 186V185H80ZM7 187H9L8 185H7ZM6 186H5V188H3V189H6L7 188ZM15 187V188H16ZM40 187H43L42 185L40 186ZM75 187V186H74ZM25 188H24V190H25ZM35 188V189H36ZM49 188V187H48ZM57 188V187H56ZM60 188V187H59ZM59 188H57V189H59ZM73 188V187H72ZM77 188V190L79 189L78 187H76ZM81 188V187H80ZM39 189V188H38ZM64 189V188H63ZM141 188H139V190H140ZM16 190H18V188L16 189ZM18 190V191H19ZM37 190V189H36ZM42 190V189H41ZM68 190H70V189H68ZM74 190H75V188H74ZM81 191V190H80ZM79 191V192H80ZM141 192H142V190H140ZM6 192H7V189H6ZM6 192L4 193V191H3V194L5 195L6 194ZM10 192V190L8 191V193ZM25 192H26V190H25ZM27 192H29V189H28V191ZM44 192H45V190H44ZM70 192H72V191H70ZM69 192V193H70ZM75 192V191H74ZM78 192V193H79ZM96 192V191H95ZM136 192V193H137ZM18 193H21L20 191L18 192ZM60 193V192H59ZM67 193V192H66ZM81 193V192H80ZM79 193V194H80ZM88 193V192H87ZM135 193V194H136ZM140 193V192H139ZM139 193H137V194H139ZM158 193H162V191H156V192H154V194L157 196L158 195ZM43 194V193H42ZM62 194H64V193H62ZM71 194V193H70ZM141 194V193H140ZM8 195V194H7ZM11 195V196H10ZM9 196L10 197H12V194H10ZM24 197H25V194L23 193L22 194ZM58 195V194H57ZM60 195V194H59ZM66 195V194H65ZM81 195V194H80ZM85 195V194H84ZM98 195H99V193H98ZM161 195H163V193L161 194ZM161 195H159V196H161ZM61 196V195H60ZM69 196H71V195H69ZM92 197H93V195H91ZM6 197H8V196H6ZM9 197V198H10ZM22 197V196H21ZM23 197V198H24ZM55 197V196H54ZM78 196H76V198H77ZM80 197H82V196H80ZM96 197V196H95ZM102 197V196H101ZM25 198H28L27 196L25 197ZM60 198V197H59ZM71 198V197H70ZM69 198V199H70ZM75 198V199H76ZM98 198H99V196H98ZM6 199H8V198H6ZM15 199V198H14ZM13 199V200H14ZM57 199V198H56ZM68 199V198H67ZM68 199V200H69ZM94 199V198H93ZM104 199H105V196L103 197V202H102V204L103 203H105L106 201H104ZM10 200V199H9ZM30 200V199H29ZM28 200V201H29ZM61 200V199H60ZM64 200V199H63ZM79 200V199H78ZM81 200V199H80ZM97 200H99V199H97ZM102 200V199H101ZM8 201V200H7ZM7 201H5V202H7ZM24 201H26L27 202V199H25ZM34 201H35V199H34ZM58 201V200H57ZM73 201V200H72ZM84 201V200H83ZM82 201V202H83ZM86 201V200H85ZM100 201V200H99ZM31 202V201H30ZM87 202V201H86ZM85 202V203H86ZM89 202V201H88ZM94 202V201H93ZM11 203L13 204V201H12V198H11V200H10V203H7V205L8 204H10V207H11ZM17 203V202H16ZM28 203V202H27ZM77 203V202H76ZM80 203V202H79ZM30 204V203H29ZM44 204V203H43ZM71 204V203H70ZM69 204V205H70ZM83 204V203H82ZM31 205V204H30ZM34 205V204H33ZM32 205V206H33ZM2 206H5L4 204L2 205ZM225 209L228 211V215H227V219L228 220H231V219H234V220H240V219H245L246 218V213H245V210L243 209V207L241 206V205H234L232 202H230V203H226L225 204ZM0 207H1V205H0ZM10 207H8V208H10ZM58 207V206H57ZM71 207V206H70ZM4 207H2L1 209H3ZM11 208H13V205H12V207ZM10 208V210H11V212H14V211H12V210H14V209H11ZM67 208V207H66ZM106 208V207H105ZM0 209V210H1ZM6 209H7V207H6ZM65 209V208H64ZM63 209V210H64ZM100 209V208H99ZM103 209V208H102ZM7 210H9V209H7ZM19 210V209H18ZM62 210V209H61ZM70 210V209H69ZM101 210V209H100ZM107 210V209H106ZM105 210V211H106ZM4 211V210H3ZM2 211V212H3ZM98 211V210H97ZM63 212V211H62ZM70 212V211H69ZM89 212H91L90 210H89ZM8 213H10V211L8 212H6V215L8 214ZM42 213V212H41ZM87 213V212H86ZM2 214H5V212H3ZM13 215H14V213H12ZM63 214L64 215H67L66 213H64L63 212ZM71 214V213H70ZM69 214V215H70ZM90 214V213H89ZM89 214H87V215H89ZM91 214H93V213H91ZM95 214V213H94ZM5 215V216H6ZM40 215H42V214H40ZM61 215V214H60ZM68 215V216H69ZM76 215V214H75ZM2 216V215H1ZM4 216V217H5ZM7 216H9V215H7ZM67 216V217H68ZM78 216V215H77ZM77 216H76V219H77ZM3 217V218H4ZM92 217H94L93 215H92ZM0 218H2V217H0ZM8 218V217H7ZM14 218V217H13ZM40 218V217H39ZM91 218V217H90ZM11 220H13L12 218H10ZM66 219V218H65ZM71 219H74V218H72V216H71ZM80 219V218H79ZM81 219H83V218H81ZM87 219V218H86ZM85 219V220H86ZM4 221H2V219L0 220V221H2V223H4L5 221H6V219H3ZM69 220V219H68ZM67 220V221H68ZM88 220H89V218H88ZM94 220H96V218L94 219ZM9 221V220H8ZM8 221H6V222H8ZM79 221V220H78ZM90 221V220H89ZM65 222H66V220H65ZM88 222V221H87ZM93 222V221H92ZM2 223H0V224H2ZM64 223V222H63ZM67 223V222H66ZM78 224V223H77ZM83 224H84V222H83ZM90 224V223H89ZM264 224V222L263 221H260V225H263ZM3 225V224H2ZM67 225V224H66ZM75 225V224H74ZM81 225V224H80ZM97 225H99V224H97ZM70 226V225H69ZM50 227V226H49ZM55 227V226H54ZM58 227V226H57ZM75 227V226H74ZM89 227V226H88ZM99 227V226H98ZM34 228H35V226H34ZM39 228V227H38ZM66 228H68V227H66ZM77 228V227H76ZM80 228V227H79ZM91 228H92V226H91ZM36 229V228H35ZM41 229V228H40ZM55 229V228H54ZM62 229V228H61ZM69 229L70 230H72L70 227H69ZM85 229V228H84ZM84 229H82V230H84ZM89 229V228H88ZM58 230H60V229H58ZM64 230V229H63ZM69 230V231H70ZM91 230V229H90ZM3 231V230H2ZM35 231V230H34ZM51 231V230H50ZM57 231V230H56ZM85 231V230H84ZM87 231V230H86ZM41 232V231H40ZM59 232V231H58ZM87 232H89V231H87ZM4 233V232H3ZM84 233V232H83ZM82 233V234H83ZM90 233H92L91 231H90ZM94 233V232H93ZM92 233V234H93ZM0 234H1V232H0ZM51 234V233H50ZM62 234V233H61ZM80 234V233H79ZM88 234V233H87ZM3 235V234H2ZM36 235V234H35ZM53 235V234H52ZM59 235H60V233H59ZM58 235V236H59ZM85 235V234H84ZM51 236V235H50ZM57 236V235H56ZM70 236V235H69ZM74 236V235H73ZM89 235H87L86 237H88ZM53 237H55V236H53ZM52 237V238H53ZM60 237V236H59ZM49 239H51L50 237H48ZM61 238V237H60ZM75 238H76V236H75ZM82 238H84V237H82ZM89 238H90V236H89ZM2 239V238H1ZM69 239V238H68ZM39 240V239H38ZM61 240V239H60ZM44 241V240H43ZM67 241V240H66ZM80 241V240H79ZM48 242V241H47ZM78 242V241H77ZM82 243V242H81ZM47 244V243H46ZM76 244V243H75ZM5 245V244H4ZM65 245V244H64ZM70 245V244H69ZM78 245H79V243H78ZM2 246V245H1ZM54 246H55V244H54ZM3 247V246H2ZM40 248V247H39ZM54 248V247H53ZM56 248V247H55ZM59 248V247H58ZM76 248V247H75ZM47 249V248H46ZM49 249H52V248H48L47 250H49ZM67 249V248H66ZM65 249V250H66ZM4 250V249H3ZM44 250V249H43ZM59 250V249H58ZM61 250V249H60ZM9 251H10V249H9ZM52 251V250H51ZM51 251H49V252H51ZM56 251V250H55ZM55 251H53V252H55ZM61 251H63V250H61ZM6 252H7V250H6ZM6 252H4V253H6ZM59 252V251H58ZM66 252V251H65ZM8 253H10V252H8ZM44 253V252H43ZM56 253V252H55ZM66 253H68V252H66ZM65 253V254H66ZM12 254V253H11ZM14 254V253H13ZM51 254L53 255V253H50L49 255H50V257H51ZM61 254H62V252H61ZM47 255V254H46ZM46 255H44V256H46ZM57 255H59L60 256V254L59 253H57ZM56 255V257H58ZM2 256V255H1ZM9 256H10V254H9ZM54 256V255H53ZM64 256V255H63ZM62 256V257H63ZM4 257V256H3ZM6 257V256H5ZM47 258H49V257H47ZM64 258V257H63ZM63 258H62V261H63ZM66 258V257H65ZM45 259V258H44ZM59 259V258H58ZM0 260H1V258H0ZM51 260H52V258H51ZM60 260V259H59ZM3 261V260H2ZM46 261H48V260H46ZM158 261V260H157ZM157 261H155V262H157ZM9 262V261H8ZM61 262V261H60ZM146 262V261H145ZM159 262H160V260H159ZM3 263V262H2ZM1 263V264H2ZM65 263H66V261H65ZM142 263H144V262H142ZM146 263H148V262H146ZM52 264V263H51ZM63 264V263H62Z\"/></svg>",
  "mask_w": 264,
  "mask_h": 264
}]
</instances>
